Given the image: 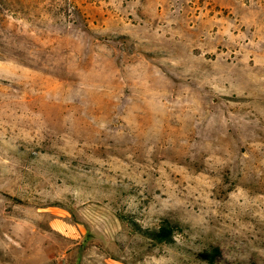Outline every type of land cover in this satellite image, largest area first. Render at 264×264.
Wrapping results in <instances>:
<instances>
[{"label": "rangeland", "instance_id": "1", "mask_svg": "<svg viewBox=\"0 0 264 264\" xmlns=\"http://www.w3.org/2000/svg\"><path fill=\"white\" fill-rule=\"evenodd\" d=\"M213 248L264 264V0H0V264Z\"/></svg>", "mask_w": 264, "mask_h": 264}, {"label": "trees", "instance_id": "2", "mask_svg": "<svg viewBox=\"0 0 264 264\" xmlns=\"http://www.w3.org/2000/svg\"><path fill=\"white\" fill-rule=\"evenodd\" d=\"M118 219L122 223H126L128 227L135 232L151 240H154L158 244L173 245L174 237L177 234L178 227L172 225L169 222H163L157 229H142L137 223L131 219H127L121 215ZM220 251L217 248H213L210 252L201 253L198 255L199 259L207 264H213L215 259L219 256Z\"/></svg>", "mask_w": 264, "mask_h": 264}]
</instances>
